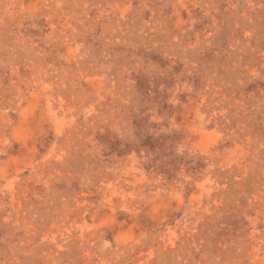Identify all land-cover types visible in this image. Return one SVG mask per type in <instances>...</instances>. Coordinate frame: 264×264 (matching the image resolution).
Segmentation results:
<instances>
[{
    "label": "rangeland",
    "instance_id": "1",
    "mask_svg": "<svg viewBox=\"0 0 264 264\" xmlns=\"http://www.w3.org/2000/svg\"><path fill=\"white\" fill-rule=\"evenodd\" d=\"M0 264H264V0H0Z\"/></svg>",
    "mask_w": 264,
    "mask_h": 264
}]
</instances>
